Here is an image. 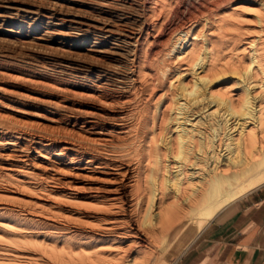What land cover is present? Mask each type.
Wrapping results in <instances>:
<instances>
[{"label": "bare ground", "instance_id": "obj_1", "mask_svg": "<svg viewBox=\"0 0 264 264\" xmlns=\"http://www.w3.org/2000/svg\"><path fill=\"white\" fill-rule=\"evenodd\" d=\"M84 1L107 17L81 12ZM117 1L58 0L50 8L76 31L59 33L62 41L71 47L100 32L110 49H93L95 38L87 51L120 61L95 75L19 78L42 88L51 123L69 129L3 134L44 161L19 153L38 172L0 170L8 185L0 187V264H157L175 225L199 223L200 231L264 184V1L139 0L130 27L113 18ZM244 23H254L256 35L239 43L233 32ZM17 195L19 202H4Z\"/></svg>", "mask_w": 264, "mask_h": 264}, {"label": "rangeland", "instance_id": "obj_2", "mask_svg": "<svg viewBox=\"0 0 264 264\" xmlns=\"http://www.w3.org/2000/svg\"><path fill=\"white\" fill-rule=\"evenodd\" d=\"M2 1H4V2H2ZM7 1H9L10 4L13 6L12 8L6 6ZM19 1L18 0H0V7H1L0 8V20H1L0 21V37H1L0 38V71L4 73V70H6V68L8 69L5 71V73H4L5 75L0 79V88H1L0 89L1 90L0 91V127H1L0 128V141H1L0 142V152H1L0 153V166H1L0 170H2V168L3 169L4 168H11V169L16 170V168H17V170H21V171H24V170L25 171H32L33 167H32V163H30V162L35 161L34 163H36L39 161L38 163H41L44 160L42 158L36 156V153H34L32 149H30V145H29V147H27V145L29 144V143L26 144L27 142H23V144H22V142H18V141L15 142L14 141L12 144L7 145L6 141L2 140L3 134L6 132V130H7L6 133H12L13 134L17 129H20L22 127L23 128L29 127V129L35 128V129H39V130H45V129L46 130H53V129L56 130V129H60V127L62 129L63 128L62 126H64L65 124L63 125L62 123H59V122H57V123L52 122L51 123V121H50V113H51L50 110L51 109L47 106H46L47 107V109H46V107L44 105H41V102H40V100L44 98L43 97L44 92L42 91V88H39L37 86L32 87V85L25 82V80H22L23 81L22 82L21 81L22 78L21 79H19V78L27 76L28 78L26 77V79H34V80L38 79L37 81H40V80H51L52 81V80H55V78L59 79L61 77H67L66 75H67V73L69 74L70 71L76 72V71H81V70H82V72H86L89 70L90 73H93V75H95L96 71L101 70L100 68L103 67L102 65H104V66H105V64L106 65H108V64L112 65L113 63H115V61H118L119 58H115L113 54H110L108 52H106L105 54H102V53L99 54L98 53L99 54L98 55L95 53V51H92V52L87 51V47L91 46V44L93 43L92 41H94L95 38H96V41L94 43L95 47L93 49H97V48L100 49L101 47L103 48V49L101 48L102 50L108 51L110 49L109 42H111V41L108 40V38H106L105 36H103V34H101L100 32H99L100 33L99 34L96 31L95 32L90 31L86 38H85V36H79L80 38L75 39L74 44L71 47L69 46V44H70L69 40L62 41L59 37V33H62V34L66 33V32L72 33V31L76 33V31L73 29L71 30L69 27H67L66 25H68V24L61 26V24L55 20L56 17L53 15L50 8L52 5H54L56 2H58V0H39V1L38 0H19ZM23 1H25V2H23ZM138 2H139V0H137V1L136 0H120V1L118 0L114 5V10H112L114 12V13H112L113 18L118 19L119 21L124 19L123 22L124 23L126 22L127 26L130 27L131 24L133 23L132 19H134V17L136 16V12L138 11L137 12V14H138L141 11L140 9L142 7V4L140 2L138 4ZM118 3H120V5ZM116 4H118V5H116ZM43 5H45V6H43ZM79 5L80 6L77 8L81 12H84L85 14L91 13L90 15H94V16L99 15V16H97L99 18L103 17V15H104V18L107 17V14H104V12H102L100 9H98V6L95 5L94 3L89 5V3L85 2V3L79 4ZM123 5L125 6V8ZM122 6L124 9H122ZM127 6H128V8H127ZM80 7H82V9H80ZM131 8H132V10H131ZM85 9H87L88 11H86ZM126 9H128L130 11H128ZM99 11H101V12H99ZM39 12H40V14H39ZM3 13H5V14H3ZM84 13H82V14H84ZM133 13H135V14H133ZM41 14H43V15H41ZM126 14H128L129 16ZM49 15H50V18H49ZM3 16H5V17H3ZM118 20H117V22H119ZM47 21H49V22H47ZM129 21H131V22H129ZM46 22H47V24H46ZM53 23H56V24H53ZM6 29H11L12 32H10L9 34L6 33L5 32ZM58 31H60V32H58ZM56 32H58V33H56ZM49 35L50 36L52 35V36L50 37ZM74 35L75 34H73V36ZM254 35H256V28H255L254 23H244L240 26V28H237V32H235V31L233 32V38L239 43H243V40L244 41L250 40L251 37H253ZM16 39L18 40V43H16L17 42ZM26 39H27V41H26ZM29 39H32V40H29ZM19 40L21 42H19ZM39 40H41V41H39ZM6 42H11L12 44H10V43H8V44L10 46H12L13 48H10V46ZM64 43H66V44H64ZM8 48H10V49H8ZM12 49H14V50H12ZM9 50L10 51L12 50V51L8 52ZM77 51H79V52H77ZM14 52H15V54H14ZM11 56H13V57H11ZM56 56H58V59ZM67 56H72V57H67ZM95 56H97V57H95ZM58 62H60V63H58ZM92 63H94V64H92ZM1 64H2V66H1ZM91 65L94 67L91 68ZM71 67H73V68L71 69ZM9 69H10V71H9ZM56 69H59V70H56ZM60 69L61 70L64 69V70L61 71ZM6 72L8 75L6 74ZM20 72H21V74H20ZM89 72H87V73H89ZM97 73H101V72H97ZM34 74H36V75L33 76ZM23 79H25V78H23ZM1 80H2V82H1ZM24 85H25V87H24ZM228 86H229V88L234 87V88H232L234 90L238 89L240 86L238 79L236 77H233V80L231 81V83ZM2 87H3V89H2ZM37 88H38V90H36ZM8 90H9V92L11 91L9 94H8ZM25 93H26V95H25ZM19 94H21V95H19ZM17 95H19V98ZM27 95H29L30 98H27L28 97ZM32 97H34L36 101L32 100ZM28 99H30V100L28 101ZM38 99H40V100H38ZM17 106H18V108H17ZM48 117H49V119H48ZM64 128L69 129L68 126L64 127ZM11 130H14V131L12 132ZM4 152H6V153H4ZM19 153L20 154H26V155L29 154L28 156L30 157L29 159H31V161L27 164L20 162L19 159L17 158ZM7 154L13 155L14 157H11L8 159L6 157ZM11 160H12V162H11ZM18 162H19V164H18ZM9 165H10V167H9ZM14 167H16V168H14ZM33 171L36 172L37 170H33ZM0 180L1 181L4 180L3 182L0 181V187L3 186L2 188H5V186L7 185V182H5V179L1 176V174H0ZM3 184H6V185H3ZM17 197L21 200V198H20L21 196L17 195L16 197H14L15 200L4 201V202L9 203V204L10 203L15 204V203L19 202V199ZM181 226H182V223H178L177 225H175L173 227V229L171 230V233H170V238H172L175 235L174 233H176L181 228ZM176 229H177V231H176ZM199 229H200V224L198 223V224L188 225V226L182 228V231H183V234H186V233L192 232V231L197 232V231H199ZM202 233L196 238V240L186 250L187 253H190L193 251H194V253L198 252L199 250H197L198 249L197 247H200L201 244L203 247V243L201 242ZM158 243H160V242H158ZM171 250H173V243H172ZM186 252L181 254L178 258H183L185 256ZM165 254L163 255V257L158 259L157 264H166L164 259H166L168 256L173 255L172 253H167L166 255ZM155 256H156L155 251H154V249H152V251L150 252V255H149V259L153 260L155 258Z\"/></svg>", "mask_w": 264, "mask_h": 264}, {"label": "crops", "instance_id": "obj_3", "mask_svg": "<svg viewBox=\"0 0 264 264\" xmlns=\"http://www.w3.org/2000/svg\"><path fill=\"white\" fill-rule=\"evenodd\" d=\"M201 233L203 247L187 253ZM172 240L166 264H264V184L228 204L201 231L179 229Z\"/></svg>", "mask_w": 264, "mask_h": 264}]
</instances>
